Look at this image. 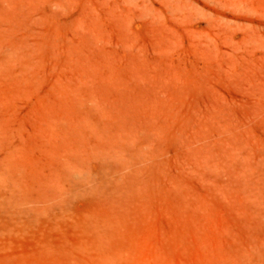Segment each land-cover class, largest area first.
<instances>
[{"label": "rangeland", "instance_id": "obj_1", "mask_svg": "<svg viewBox=\"0 0 264 264\" xmlns=\"http://www.w3.org/2000/svg\"><path fill=\"white\" fill-rule=\"evenodd\" d=\"M4 156L0 264H264V0H0Z\"/></svg>", "mask_w": 264, "mask_h": 264}, {"label": "bare ground", "instance_id": "obj_2", "mask_svg": "<svg viewBox=\"0 0 264 264\" xmlns=\"http://www.w3.org/2000/svg\"><path fill=\"white\" fill-rule=\"evenodd\" d=\"M9 151V150H8ZM5 154V153H4ZM7 157V155H6ZM75 157V155H74ZM3 158V157H2ZM13 158V157H12ZM11 158V160H12ZM73 158V157H72ZM74 159V158H73ZM10 160V159H9ZM8 160V161H9ZM67 163V162H66ZM6 159H0V223L9 221L14 214H22L26 194L16 173L6 165ZM68 165V163H67ZM72 169V168H71ZM69 170V169H68ZM56 175V174H54ZM58 175V174H57ZM56 175V176H57ZM55 176V177H56ZM103 177V176H102ZM26 180V179H25ZM96 180V179H95ZM73 182V181H72ZM106 183V182H105ZM71 184V183H70ZM104 185V184H103ZM60 186V185H59ZM48 187V186H47ZM62 187V186H61ZM48 193V192H47ZM56 196V195H55ZM36 200V199H35ZM45 207V206H44ZM50 207V206H49ZM46 208V207H45ZM43 209V208H42ZM51 209V208H50ZM37 210V209H36ZM27 211V210H26ZM48 210H46L47 212ZM33 213V212H32ZM30 213V214H32ZM37 213V211H36ZM35 213V214H36ZM26 214V213H25ZM27 215V214H26ZM30 216V215H29ZM28 216V217H29ZM25 217V216H24ZM27 218V217H26ZM22 219V218H21ZM18 220L19 217H18ZM10 224V223H9ZM12 225V224H11ZM2 228V226H0ZM11 227V226H10ZM4 228V227H3ZM2 228V229H3ZM8 228V227H7ZM4 230V229H3Z\"/></svg>", "mask_w": 264, "mask_h": 264}]
</instances>
